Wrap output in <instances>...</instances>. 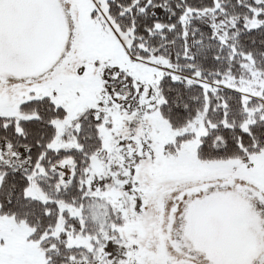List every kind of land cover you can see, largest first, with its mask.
<instances>
[{
  "label": "snow or ice",
  "instance_id": "6c2138e0",
  "mask_svg": "<svg viewBox=\"0 0 264 264\" xmlns=\"http://www.w3.org/2000/svg\"><path fill=\"white\" fill-rule=\"evenodd\" d=\"M0 264H264V0H0Z\"/></svg>",
  "mask_w": 264,
  "mask_h": 264
}]
</instances>
